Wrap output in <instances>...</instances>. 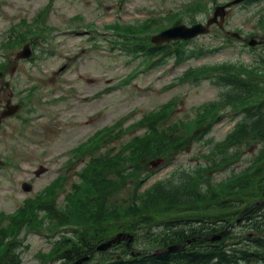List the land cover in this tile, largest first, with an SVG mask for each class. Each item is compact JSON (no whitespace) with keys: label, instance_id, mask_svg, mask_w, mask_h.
<instances>
[{"label":"rangeland","instance_id":"374dc122","mask_svg":"<svg viewBox=\"0 0 264 264\" xmlns=\"http://www.w3.org/2000/svg\"><path fill=\"white\" fill-rule=\"evenodd\" d=\"M188 1L0 0V61L5 60L8 65V70L0 76V111L7 99L21 103L25 98L27 102L17 117L3 119L0 124V213L15 211L26 198L36 196L59 175L67 177V193L72 182L80 180L77 171L90 159L88 154L73 161L80 153L76 149L98 129L113 124L116 131L123 121L127 126L174 102L175 110L165 123V126L172 125L181 119H192L206 104L218 100L223 86L214 85L209 77L194 82L185 76L188 68L250 62L264 55V27H261L264 1L243 2L230 9L225 28L241 33V39L230 40L225 28L219 30L212 26L209 34L199 36L183 47L188 53L202 50L203 54L179 63L173 54H169L161 56L164 57L162 63L146 66L144 54L128 52L122 47L127 44L117 42L119 32L104 27L113 22L139 23L148 17H156L159 25L174 20V17L181 23L191 24L194 19L206 21L213 12L214 0H205L206 10L192 16L182 8ZM47 6L48 28L43 32L49 33H41L37 24L28 28L21 24L23 19L32 23L39 11ZM79 15L83 19L78 20L76 16ZM251 32L262 40L255 49L245 42ZM15 33L35 38L31 41L32 58L16 57L22 46L3 48L2 43L12 41ZM168 44L170 50L175 48L173 42ZM61 67L64 68L60 70ZM6 81L10 83L8 87ZM32 84L38 85L36 93L25 95ZM57 96L60 98H55ZM219 114V121L208 135L175 150L174 158L169 161L171 164L166 165L168 159H163L153 167L156 173L144 186L159 180L176 182L180 171H191L195 166L208 164L210 161L198 155L223 140L238 120L233 118L230 110L219 111ZM133 135L128 132L122 139H115L101 147L97 155H103L104 150L109 151L113 146L115 151L118 150L121 143ZM253 149V146L239 147V158L218 169L214 179L222 180L233 171L243 169L255 154ZM40 167H45L46 172L38 176L36 170ZM25 182L31 183L32 191L23 189ZM132 190L133 185L124 186L115 199L130 195ZM60 197L62 199L63 194ZM57 236L47 234V230L23 234L20 237L24 245L22 264H46L38 254L48 251L52 243L50 238ZM96 263L98 260L92 264Z\"/></svg>","mask_w":264,"mask_h":264},{"label":"trees","instance_id":"16d2710c","mask_svg":"<svg viewBox=\"0 0 264 264\" xmlns=\"http://www.w3.org/2000/svg\"><path fill=\"white\" fill-rule=\"evenodd\" d=\"M206 8L205 0H191L184 11L195 16ZM115 28L123 29L127 34L139 31L138 26ZM133 40L129 38L130 42ZM150 46L147 45V54H156ZM176 51L179 58L184 55L181 47L178 46ZM214 70L221 72L211 76L212 83L224 88L216 100L217 104H228L241 114L235 128L214 147L224 152L226 143L259 144L251 164L231 177L207 182L203 171L223 166L230 159L227 155L221 156L214 158V164L209 168H203L195 175L182 173L176 182L158 181L143 190V182L150 174L148 161L159 156L170 157L173 151L201 134L194 128L199 122H181L173 128L165 127L170 105L149 113L136 123L146 127V132L125 144L124 154H119L118 158L92 157L80 173L81 181L72 184L65 197L66 207L57 210V218L59 224L67 225L73 234L61 240L51 256L63 251L62 256L67 257L68 264L91 253L90 262H94L96 254L93 250L98 243L118 231L141 232L142 243L168 246L203 233H221L241 218L243 235L236 234L234 230L227 232L207 248L210 254L204 257L201 251H197L187 255L191 259L182 261L186 249L183 248L174 253H153L128 260L126 245L115 244L109 251L101 253L111 257L96 260L98 264H264V205L256 203L264 200V57L251 63L225 62ZM106 140L103 135L90 147L95 141L101 145ZM63 181L64 178L55 180L44 193L26 200L14 213L0 214V262L21 264L22 259L17 252L19 235L23 230L43 225L39 210L49 209L44 205L53 202ZM128 182L134 185L130 196L114 199V195ZM185 217H195L189 228H186ZM196 217L201 218L203 226L194 225ZM158 221L168 230L163 235L151 229ZM251 233L253 236L249 235ZM197 242H192L191 248L197 247ZM118 247L121 258L111 251Z\"/></svg>","mask_w":264,"mask_h":264},{"label":"water","instance_id":"95a60500","mask_svg":"<svg viewBox=\"0 0 264 264\" xmlns=\"http://www.w3.org/2000/svg\"><path fill=\"white\" fill-rule=\"evenodd\" d=\"M243 0H233L232 2H229L228 4L226 5H218L216 6V9H215V12H214V15L213 17H211L207 24H202V23H196L192 26H188V25H185V24H180V25H174L162 32H160L159 34L157 35H154L152 37V40L154 42H156L157 44H162L164 41H171L173 39H191V38H194L196 36H198L199 34H202V33H207L209 31V26L213 23H218L219 25H222L223 24V21L225 19V15H226V8L233 5V4H236V3H239ZM219 16L221 17V19L219 20ZM250 44L251 45H255L256 44V41L254 39H252L250 41ZM32 51L30 49V46L29 45H26L24 47V49L18 53V57L19 58H25V57H29L31 55ZM20 108L19 105H11L9 106L7 112L4 114V115H11V114H14L18 109ZM45 169H40L38 171H36L37 175H40L42 172H44ZM31 185L29 184H24V189L29 191L31 190ZM122 238H130V240L132 239V236H127L126 234L124 233H119L115 238L107 241V242H104L102 243L101 245H99L97 247L98 250H106L108 249L112 243L116 242V241H120ZM89 259V256H85L81 259H79L78 261H76L74 264H81L82 262L86 261Z\"/></svg>","mask_w":264,"mask_h":264},{"label":"flooded vegetation","instance_id":"af4514ba","mask_svg":"<svg viewBox=\"0 0 264 264\" xmlns=\"http://www.w3.org/2000/svg\"><path fill=\"white\" fill-rule=\"evenodd\" d=\"M8 100H9V99H7V102H8ZM206 238H208V235H207V234H201V236H200V242H199V244H198L197 247H195V248H190V245H188V246L186 247L185 251H184L185 255H182V256H183V257H182V261H183V260H189V259H191V258H189L187 255L190 254V253L197 252V251H201L202 254H203V257L206 256V254H210V253H207L206 250H207V248H208L209 246L212 245V243L209 242L208 240H206ZM203 260H205V259L203 258Z\"/></svg>","mask_w":264,"mask_h":264}]
</instances>
